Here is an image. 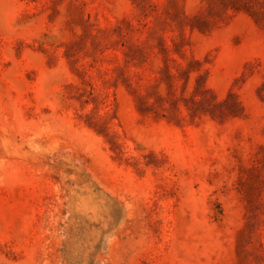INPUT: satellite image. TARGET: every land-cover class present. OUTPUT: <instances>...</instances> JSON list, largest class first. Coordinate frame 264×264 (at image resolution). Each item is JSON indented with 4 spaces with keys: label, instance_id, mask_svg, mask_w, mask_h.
Listing matches in <instances>:
<instances>
[{
    "label": "rangeland",
    "instance_id": "rangeland-1",
    "mask_svg": "<svg viewBox=\"0 0 264 264\" xmlns=\"http://www.w3.org/2000/svg\"><path fill=\"white\" fill-rule=\"evenodd\" d=\"M0 264H264V0H0Z\"/></svg>",
    "mask_w": 264,
    "mask_h": 264
}]
</instances>
